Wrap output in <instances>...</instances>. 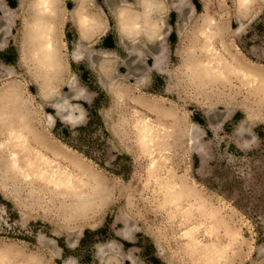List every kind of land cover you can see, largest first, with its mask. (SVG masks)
Returning a JSON list of instances; mask_svg holds the SVG:
<instances>
[{
	"label": "rangeland",
	"instance_id": "obj_1",
	"mask_svg": "<svg viewBox=\"0 0 264 264\" xmlns=\"http://www.w3.org/2000/svg\"><path fill=\"white\" fill-rule=\"evenodd\" d=\"M34 2L23 0L11 24L0 9V108L13 107L14 115L27 109L33 128L88 167L100 189L78 208L63 191L23 180L0 152L5 264H205L213 245L222 249L217 264H264V83L236 72L207 77L202 68L208 59L202 31L212 20L211 42L224 59L238 58L264 75V0L243 13L237 0H86L102 27L84 40L71 18L77 2L60 0L64 57L52 80L25 37ZM146 2L153 5L147 21L156 26L150 37ZM119 11L138 29L121 33ZM106 38L112 48L103 45L110 44ZM80 41L84 57L74 62ZM44 87L55 90L51 100ZM64 99L77 116L82 111L76 124L60 120L51 106ZM145 122L161 138L148 148L140 130ZM6 135L0 124V141ZM188 235L196 236V247Z\"/></svg>",
	"mask_w": 264,
	"mask_h": 264
},
{
	"label": "bare ground",
	"instance_id": "obj_2",
	"mask_svg": "<svg viewBox=\"0 0 264 264\" xmlns=\"http://www.w3.org/2000/svg\"><path fill=\"white\" fill-rule=\"evenodd\" d=\"M0 1H2V0H0ZM59 1L60 0H35V2L33 4V13H32L31 19L29 21H27L26 30H25V37H26V40L28 41L27 43L30 45V52L33 55V58H35V61L37 62L39 67L42 68L45 71V73L47 74L45 77L47 79H51V80H52L54 74L57 73L59 68L62 67V61L63 60L61 58L64 57L63 56L64 55L63 49H64L65 43L62 40L61 33L59 32L58 27H57V25H58L57 20L59 18V13H58ZM75 1L77 2V5L75 6L76 8L72 11V17L71 18H73L74 22H76L78 24V26L80 28V36H81V39L83 40L85 35H86L85 32L91 33L95 30H99L100 27H102V22L100 21V18L98 16H95L96 14L94 12L93 13L95 15H91L90 13H88L86 11V8H87L86 0H75ZM255 2H256V0H237L238 7L242 13L245 10H247L251 5H253ZM0 9L3 11V13H4V15H5V17L9 23L15 18V16H16V14L14 13L15 11L10 9L4 2L2 4H0ZM30 9H32V8H30ZM62 15H63V13H62ZM131 16H132V14H131ZM120 21H121V25H120L121 26L120 27L121 33L127 32L131 29L137 30L139 27L138 23L135 22L134 18H132L130 20L125 19L123 17V13H121V12H120ZM209 23L210 24L208 26L206 25L207 27H205V29L202 31L204 37L206 38V40H204V41L207 42L205 49H204V51L206 53L202 50L205 53V55L207 54L206 57L208 58V59L206 58L207 60L202 63V68L205 72V75L207 77L224 78L227 75L226 72H236V73H241L246 77L253 78L256 81L258 79H260L261 80L260 82L264 83V75L261 72H259L257 70L254 72L253 71L254 69L251 70L250 68H244L243 63H241L238 58L234 57V58H232L231 61H228L226 58L224 59V57L222 56L223 54L221 55V53H219V51L216 50V47H214L212 45V42H213L212 39H213L214 35L217 34V29H216V27L215 28L211 27V25L212 26L215 25L212 20ZM240 23H241V28H243V26H244L243 20L240 19ZM203 28H204V26H203ZM139 32H141V31L139 30ZM145 32L148 33V30H146ZM202 33H201V35H202ZM195 35H197V34H195ZM23 37H22V39H23ZM23 40L25 41V39H23ZM82 43H83V41H80L78 43V45L76 46V48L74 49V51H73L74 59L78 60V59H80V57L83 56V52H82L83 45H82ZM24 49H26V48H24ZM28 51H29V49H28ZM24 52H25V50H24ZM156 65H159L158 60H156ZM247 65L245 64V66H247ZM257 72H259L261 74H259ZM10 74H11V72H10ZM40 77H41V75H40ZM72 82H74V81H72ZM17 85H18V83H17ZM44 85H47L46 81H44ZM14 86L16 87V84ZM45 88L46 87L43 88L44 98L51 100L50 98L54 95L55 90H53L52 88L51 89L50 88L45 89ZM8 89L9 88H7V90ZM7 90L5 89V91H7ZM9 91H12V90H8V93H9ZM80 92H81V90H77L74 93L73 97L74 98L80 97ZM12 93H13V95H15V101H22V102H20V104L23 105L25 101H23L20 98L18 90L14 88V91ZM51 106L57 112L58 115H56V116L60 120L66 122L67 124H76L79 121L80 117L82 116V111H80V115H78V116L75 114L74 106L71 105L66 99H64L62 101H55L51 104ZM20 108H21V113L20 114L18 113V115L13 114V112H12L13 107L11 108L9 106H2L0 108V124L6 128V134H7L5 140L0 141V152H2V154L6 153V156L4 154L3 155H4V158L6 160V164L9 166V169L12 170L16 174L21 175L23 180H26L29 182H40L44 185H51L55 189L63 191L64 194L66 193L69 197H71L73 199V201H75L73 203H75L76 206H78V208L79 207L83 208V206H85L86 204L88 205V203L95 201L93 199L95 197H97L98 191L100 189V182H99L100 180L97 179L95 174L88 167H86L82 163L78 162L77 159H75V158L73 159V158L69 157V155L67 153H65L63 148L59 149V146H57L52 141H50L48 138H46L44 135H42L38 131H36L33 128L32 124L30 123V119H29L27 109L25 111L24 107H20ZM16 118L20 119V120L16 121L17 120ZM47 121L49 124H53L54 123V116L52 114L48 113L47 114ZM140 130L142 133L141 137H142V142L144 143L143 144L144 146L149 145L155 139H161L160 135H159L160 132L153 129V127L148 126L146 124V122L144 123L143 127ZM199 132H200V130L197 127V125H194L193 130H192V134H191V141H192V144H194V145L196 143H198ZM139 134H140V132H139ZM151 148H153V147H151ZM180 190H181V194L183 193V191H186L185 187L182 185L180 186ZM181 194H178V196L175 198V200H173L174 197L171 199L174 201V204H176V206L179 203V199L181 198ZM61 195L63 196V194H61ZM171 203H173V202H171ZM188 203H187V205H188ZM201 204H202V202H201ZM198 206H200V204ZM187 208H189V207H187ZM195 208L196 207H193V209H195ZM198 208H200V207H198ZM179 209H180V207H179ZM206 209H207V207H206ZM211 210H210L209 214H211ZM200 211L202 212V210H200ZM192 213L194 214V212H192ZM185 214L188 215L189 213L185 212ZM193 214L191 216H193ZM214 214L215 213H213V216H214ZM187 215H185V216H187ZM203 216H205V214ZM189 217H190V215H189ZM212 217H210V218H212ZM214 217H217V216H214ZM205 220H206V218H205ZM220 222L221 221H219L218 223H220ZM214 225L216 228L217 225L216 224H214ZM126 227H128V226H126ZM188 236L190 239L189 245L196 247L197 246V240L195 239L196 236H195V238L192 235H188ZM227 244H229V243H227ZM108 246H110V245H108ZM226 246H228V245H226ZM103 247H105V246H102V248ZM197 249H200V248H197ZM223 249H224V247H223ZM206 250H207V254H206L207 259H206L205 264H217V262H219L217 257L219 258V256L221 255L222 249H219V248L217 249V247H214V245H213L212 247H209ZM4 251H5V249H4ZM8 252L9 251L0 252V259H2L1 261H3V259L5 260V258H7V254H10ZM101 254L102 253H100V255ZM14 256H18V255L14 254ZM108 257H110V256H108ZM36 260H38V259H36ZM40 260H42V259L40 258ZM7 261H9V260H7ZM106 261H108V260L106 259ZM42 262H43V260H42ZM4 264H5V262H4ZM65 264H73V263L65 261ZM104 264H105V261H104Z\"/></svg>",
	"mask_w": 264,
	"mask_h": 264
},
{
	"label": "crops",
	"instance_id": "obj_3",
	"mask_svg": "<svg viewBox=\"0 0 264 264\" xmlns=\"http://www.w3.org/2000/svg\"><path fill=\"white\" fill-rule=\"evenodd\" d=\"M10 9H12L13 11H15V10H17V9H19L20 7H21V3H22V1L23 0H2ZM152 10H153V5L151 4V3H148V2H146L145 3V6H144V12H143V15L145 16V18H146V22H147V24H148V28L146 29V30H148V33H147V36L148 37H150V36H152V34H154V30H155V28H156V26L155 25H152L151 23H148L149 21H147L148 20V16L151 14V12H152ZM175 12L177 13V11L175 10ZM17 19V15L15 16V18L10 22V24L13 22V21H15ZM172 31H173V33H174V28L172 29ZM172 33V32H171ZM85 34H86V32H85ZM172 35V34H171ZM176 35V34H175ZM85 37H86V35H85ZM84 37V38H85ZM110 38V37H109ZM109 38H106L105 39V43H110L111 45H107V44H103L105 47H109V48H112L114 45L112 44V42H110V40H109ZM84 40V39H83ZM3 45H0V47H2ZM85 48L86 47H83L82 48V52H83V56L82 57H80V59L81 58H83L84 57V51H85ZM71 58L73 59V61L75 62V60H77V59H74V57H73V51H72V54H71ZM80 59H78V60H80Z\"/></svg>",
	"mask_w": 264,
	"mask_h": 264
},
{
	"label": "trees",
	"instance_id": "obj_4",
	"mask_svg": "<svg viewBox=\"0 0 264 264\" xmlns=\"http://www.w3.org/2000/svg\"><path fill=\"white\" fill-rule=\"evenodd\" d=\"M107 45H111V44H107ZM91 124V121H89V125ZM60 125V122L57 121V126Z\"/></svg>",
	"mask_w": 264,
	"mask_h": 264
}]
</instances>
